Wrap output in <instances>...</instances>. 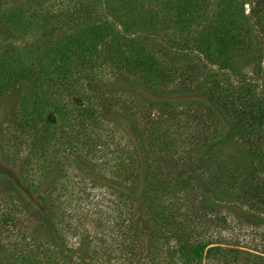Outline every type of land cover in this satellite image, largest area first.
Segmentation results:
<instances>
[{
	"label": "rangeland",
	"instance_id": "rangeland-1",
	"mask_svg": "<svg viewBox=\"0 0 264 264\" xmlns=\"http://www.w3.org/2000/svg\"><path fill=\"white\" fill-rule=\"evenodd\" d=\"M195 1L186 12L158 0H0V264H185L182 228L191 264H264V212L198 209L189 223L196 202L170 198L167 174L210 140L209 122L148 123L157 113L141 105L153 97L131 83L169 89L190 73L206 85L238 88L241 75L259 84L252 0ZM44 72L60 85L46 91ZM131 125L162 175L160 186L148 180L150 200L178 211L160 208L156 226L124 191L135 174Z\"/></svg>",
	"mask_w": 264,
	"mask_h": 264
},
{
	"label": "trees",
	"instance_id": "trees-1",
	"mask_svg": "<svg viewBox=\"0 0 264 264\" xmlns=\"http://www.w3.org/2000/svg\"><path fill=\"white\" fill-rule=\"evenodd\" d=\"M180 3L181 0H176L175 3L173 0L155 2L162 11H174L176 7H183L181 10L188 12L184 9L191 6L187 5L188 0H182ZM250 4V19L257 29L262 46L260 51L264 52V0H252ZM251 71L253 73L256 71L260 79L259 84L255 85L251 77L241 75L239 79L241 86L238 88L232 86L228 79L223 82V86L206 85L205 78H198L190 73L184 75L180 83L172 85L169 89L145 78H142L141 82L136 80L131 82L133 85L139 84L153 97V100H147L146 104L141 105L146 106L141 115L144 116L148 111L149 116L152 108L157 113L156 118L146 117L148 123L157 126L168 120H178L180 116L191 121L209 122L207 128L211 130L208 134L211 135L210 140L207 135L201 136L202 139L197 140V145L194 143L198 148L193 161L189 162L190 152L187 151L174 163L172 171L166 177L173 180L169 192L174 203L182 197L189 198L183 200L184 203L196 202L195 212L185 210L189 223L190 219L196 220L201 217L198 216V209L203 214L219 208L240 209L245 205L255 212H264V68L259 69L255 65ZM42 76L48 84L45 87L46 91L57 84L60 85L55 79L48 78L46 72ZM41 87L42 84L36 81V91H40ZM86 116L90 119L97 117L92 110H89ZM130 127L133 137L137 140L136 149H133L135 174L134 182L131 186L124 187V191L139 206L146 208L154 220L162 219L164 212L160 208L168 210L169 214L176 212L177 208L170 205L166 207L161 200L155 202V198L150 200L151 188L149 189L148 180H154V184L160 186L162 175L155 172L149 149H146L138 139L135 126ZM196 174L197 177L194 178ZM164 179L165 176L162 183ZM149 205L154 206V211L151 212ZM156 224L157 221H153V225ZM193 226L195 227L196 223L190 225ZM156 230L160 231V228ZM188 235V231L184 234L183 228L182 231L177 230L175 233L185 264L192 262L186 243ZM211 251L215 250L209 249L207 253Z\"/></svg>",
	"mask_w": 264,
	"mask_h": 264
}]
</instances>
